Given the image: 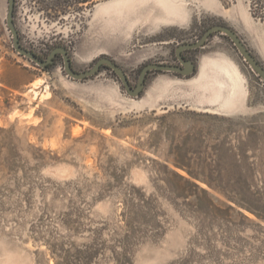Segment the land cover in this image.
I'll list each match as a JSON object with an SVG mask.
<instances>
[{"label":"rangeland","instance_id":"obj_1","mask_svg":"<svg viewBox=\"0 0 264 264\" xmlns=\"http://www.w3.org/2000/svg\"><path fill=\"white\" fill-rule=\"evenodd\" d=\"M256 1L15 0L13 21L41 60L63 47L86 71L106 57L136 85L215 25L264 67ZM7 9L0 0V264H264V82L227 36L182 53L193 75L150 72L133 98L109 67L76 81L61 56L45 69L20 56ZM227 61L240 75L231 97Z\"/></svg>","mask_w":264,"mask_h":264},{"label":"water","instance_id":"obj_2","mask_svg":"<svg viewBox=\"0 0 264 264\" xmlns=\"http://www.w3.org/2000/svg\"><path fill=\"white\" fill-rule=\"evenodd\" d=\"M15 0H8V9L6 16V25L9 31L12 34L13 38V48L14 50L22 57L28 59L33 62L35 65L40 67L41 69H45L48 65L53 63V58L60 54L63 59V67L66 75L73 80L82 81L87 78H90L96 75L101 67L106 66L109 67L119 78L121 84L123 85L126 93L133 98L139 97L141 92L145 87V77L146 74L150 71H161V72H172L178 73L182 76H189L194 72V67L191 61L184 60L182 55L183 52L189 50H195L201 48L205 45L206 41L214 34V33H222L227 36L230 41L233 43L239 54L242 56L243 60L248 64V66L260 77V79L264 82V67L258 62V60L252 55V53L247 49L245 44L239 38L237 33L231 28L224 25H215L207 29L202 36L195 42L191 44H182L179 45L175 50V56L179 63L183 68L174 65H165L158 63H150L145 65L138 77V82L136 87L133 89L128 81L126 73L124 70L119 67L114 61L109 58L102 57L98 59L91 68L86 71H75L72 68L71 61L69 55L67 53V49L63 47L54 48L48 55L46 60H41L37 55L33 52L24 49L19 43V35L16 29V26L13 21V11H14Z\"/></svg>","mask_w":264,"mask_h":264},{"label":"bare ground","instance_id":"obj_3","mask_svg":"<svg viewBox=\"0 0 264 264\" xmlns=\"http://www.w3.org/2000/svg\"><path fill=\"white\" fill-rule=\"evenodd\" d=\"M219 71L221 72L222 77L228 85L229 96H233L236 92L238 86V81L240 80V75L235 69V67L230 62H225L223 66H219Z\"/></svg>","mask_w":264,"mask_h":264},{"label":"flooded vegetation","instance_id":"obj_4","mask_svg":"<svg viewBox=\"0 0 264 264\" xmlns=\"http://www.w3.org/2000/svg\"><path fill=\"white\" fill-rule=\"evenodd\" d=\"M49 55V54H48ZM48 55H47V57H48ZM59 56H61L60 54H57L54 58H53V62L55 61V59L56 58H58ZM47 57L46 58H44V59H42V60H46L47 59ZM183 57H184V60H189V61H191L192 62V64H193V67H194V72L191 74V75H193L195 72H196V70H197V66H196V62L194 61V60H191V59H188L187 57H185L184 55H183ZM53 64V63H52ZM158 64H165V65H174V66H179V67H181V68H183L182 67V65L179 63V61L176 59V61H174V63H158ZM51 65V64H50ZM147 65V64H146ZM49 66V65H48ZM145 66V65H144ZM143 66V67H144ZM142 67V68H143ZM142 68H141V70H142ZM141 72V71H140ZM150 72H158V71H150ZM150 72H148L147 74H146V77H147V75L150 73ZM170 73H172V72H170ZM140 74V73H139ZM173 74H175L176 76H181V77H187V76H182V75H180V74H178V73H173ZM191 75H189V76H191ZM146 77H145V81H146ZM131 85V84H130ZM137 85V84H136ZM136 85H131V87L134 89L135 87H136Z\"/></svg>","mask_w":264,"mask_h":264},{"label":"trees","instance_id":"obj_5","mask_svg":"<svg viewBox=\"0 0 264 264\" xmlns=\"http://www.w3.org/2000/svg\"><path fill=\"white\" fill-rule=\"evenodd\" d=\"M258 7H260L259 9L263 8V6H262V1H261V0H257L255 3L252 4V6H251L252 15H253L254 17H258V18H260V19H264V15H263L262 13H260V14H262V15L260 16V14L256 12V8H258ZM258 14H259V15H258ZM46 68H48V66H47Z\"/></svg>","mask_w":264,"mask_h":264}]
</instances>
